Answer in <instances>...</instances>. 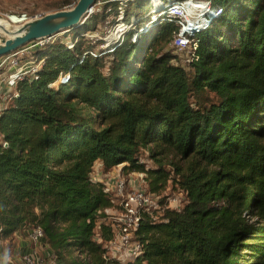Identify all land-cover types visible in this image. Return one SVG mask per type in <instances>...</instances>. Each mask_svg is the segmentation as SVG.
<instances>
[{
    "label": "trees",
    "instance_id": "1",
    "mask_svg": "<svg viewBox=\"0 0 264 264\" xmlns=\"http://www.w3.org/2000/svg\"><path fill=\"white\" fill-rule=\"evenodd\" d=\"M104 21L47 47L39 79L19 81L0 112V241L30 225L56 247L53 264H264V0L225 5L196 38L194 75L169 50L166 22L82 60L83 34ZM61 68L71 80L56 96L48 84ZM96 166L143 174L160 204L140 213V251L127 261L109 255L123 208Z\"/></svg>",
    "mask_w": 264,
    "mask_h": 264
},
{
    "label": "built area",
    "instance_id": "2",
    "mask_svg": "<svg viewBox=\"0 0 264 264\" xmlns=\"http://www.w3.org/2000/svg\"><path fill=\"white\" fill-rule=\"evenodd\" d=\"M117 1L120 2L115 4L116 1L114 0H97L86 14L83 24L87 20L94 19L102 14L105 15V21L103 25L98 24L95 30L83 34L90 41L91 48L83 53L82 60L87 56L100 58L112 55L118 48L126 44L134 45L137 43L139 36L149 28L148 24L155 21L166 22L173 26L170 29L169 50L178 55L181 58L179 63L186 67L189 74L194 75L196 68L193 61H195V54L199 49L197 36L211 27L214 20L221 15L227 3L235 0H176L167 7L158 1L154 2L156 9H153L146 17L147 20L135 18L129 11H125L120 6L121 0ZM40 16L27 17L21 15L25 18V21ZM64 33L61 32L57 35L33 40L0 57V112L9 100L17 96L16 86L19 81L24 79L36 81L39 79L40 72L47 60V56L44 54L45 49L55 43ZM78 40V36L73 39L67 37L63 39V42L68 45V48L72 49ZM173 63L177 64L175 59ZM70 80L71 70L61 68L56 73L53 81L48 84V89L56 96H63L67 92ZM0 145H7L1 133ZM98 167L96 166V168ZM134 175L137 177L135 182L137 186L130 189L129 185V193H126V189L131 179L128 182L124 181L118 170H112L106 181V191L117 197L123 208V214L119 217L118 223L113 225L115 238L112 243L124 252L125 257H117L122 261H127L140 251V243L134 238L140 213L144 210H157L160 207L157 198L148 194L144 175L141 173H135ZM93 177L97 179L95 172ZM177 200L178 198L168 199V202L176 207L178 205ZM27 228L30 239L37 243L45 242L41 227L29 225ZM55 255L56 247L45 244L40 264H53ZM126 255H129L128 258ZM24 260L26 264H34L30 257L25 256ZM0 264H10V262L4 261Z\"/></svg>",
    "mask_w": 264,
    "mask_h": 264
},
{
    "label": "rangeland",
    "instance_id": "3",
    "mask_svg": "<svg viewBox=\"0 0 264 264\" xmlns=\"http://www.w3.org/2000/svg\"><path fill=\"white\" fill-rule=\"evenodd\" d=\"M64 1L65 0H0V16L5 15V14H8V15L14 14V15H19V16L26 15L27 17H33L35 15H44V14H48V13H52V12L61 10L62 8L66 7V6H64L60 9H55L53 7L54 5H60ZM158 1L159 0H151V1L150 0H134V1L122 0L120 3V6L125 11H129L132 14V16H134L135 18L147 20L146 17L151 13V11L153 9H155V6H154L155 3L154 2H158ZM71 4H73V3H71ZM71 4H69V5H71ZM69 5H67V6H69ZM168 5H169L168 3H165L164 6L167 7ZM155 22H158V21H155ZM155 22H153V23H155ZM160 23H163V22H160ZM90 24H91V21H88L87 25H90ZM152 24H148V26L150 27ZM69 37L71 39H73L74 33L71 32L69 34ZM114 170L115 171L118 170L121 178L124 181L128 182L131 179L130 182L128 183V188L126 189V193H129L131 188H136L137 185L135 184V182L137 181V177H136V175H134L135 172L126 176L125 174L122 173L121 167H117ZM95 176L98 179L102 178L103 181H106L109 175H108V173L106 175H103L102 171H101V167H98V168H96ZM129 185H130V189H129ZM164 195L165 196L169 195L168 198L170 200L181 197L179 192L170 191V189H167V191ZM177 202H178V200H177ZM118 203H120V202L118 201ZM172 203L174 204L175 202H172ZM158 205H159V202H158ZM116 214H118V213H116V211H113V214H111L112 216H111L110 221H112V223H114L113 218H115V220H116V217H117ZM113 215H115V217ZM119 215H120V217L122 216V214H119ZM19 235H20V239L24 240V233L22 231H20ZM21 240H19L17 238H12L10 240L11 241L10 245L7 244L6 242L0 244L1 252L3 251L4 248H6L9 251L10 249L21 247ZM41 246L44 248L45 242H38L35 245H34V243L30 244V251H29L30 256H32L34 258V255L36 256V255L40 254V256H38L36 258V260L38 261V264H40V259H41V255H42L41 254L42 251L40 248ZM112 251H114L113 254H112ZM14 253L17 254L18 250L16 249ZM23 254H25V253L22 252L20 255H17V257H19L22 262L25 261ZM109 255L110 256L112 255L115 257H118V256L125 257L124 252L120 251L117 248V245H114V244L110 245ZM30 256H26V257H30ZM126 256L128 258L129 255H126Z\"/></svg>",
    "mask_w": 264,
    "mask_h": 264
},
{
    "label": "water",
    "instance_id": "4",
    "mask_svg": "<svg viewBox=\"0 0 264 264\" xmlns=\"http://www.w3.org/2000/svg\"><path fill=\"white\" fill-rule=\"evenodd\" d=\"M96 1L76 0L73 4L61 10L41 15L20 24L11 23L9 20L11 14L1 15L0 57L33 40L43 39L61 32H70L83 24L87 12Z\"/></svg>",
    "mask_w": 264,
    "mask_h": 264
},
{
    "label": "crops",
    "instance_id": "5",
    "mask_svg": "<svg viewBox=\"0 0 264 264\" xmlns=\"http://www.w3.org/2000/svg\"><path fill=\"white\" fill-rule=\"evenodd\" d=\"M20 231H22L24 233V240H21L20 239V235H19ZM15 238L21 240V247H19V248H13V249H10L9 251L6 248H4V249L2 248L3 249L2 252H1V249H0V263L1 262H4V261H8V262H10V264H26V261L22 262L21 259L19 257H17V255H20L22 252H24L25 253V254H23L24 257L25 256H30V254H29L30 244L31 243L33 244L34 243V245H35V244H37V242H35L32 239H30V237H29V230H28V228H27L26 225H23V226H21L18 229V231L15 234ZM2 243L3 242L0 241V244H2ZM40 248H41V251H42L41 254H43V249L44 248L42 246ZM16 249L18 250V253L17 254L14 253ZM113 252L114 251H112V254H113ZM38 256H40V254H38L36 256L34 255V258L32 256H30V258L33 260V262L35 264H38V261L36 260V258ZM112 257H115V256H112Z\"/></svg>",
    "mask_w": 264,
    "mask_h": 264
},
{
    "label": "bare ground",
    "instance_id": "6",
    "mask_svg": "<svg viewBox=\"0 0 264 264\" xmlns=\"http://www.w3.org/2000/svg\"><path fill=\"white\" fill-rule=\"evenodd\" d=\"M87 13H88V12H87ZM9 20H10L11 23H13V24H20V23L25 22V18H24V17L17 16V15H14V14H11ZM0 26H1V24H0Z\"/></svg>",
    "mask_w": 264,
    "mask_h": 264
}]
</instances>
